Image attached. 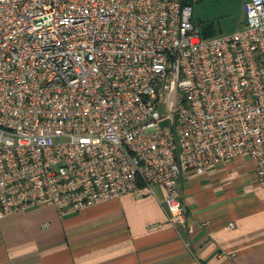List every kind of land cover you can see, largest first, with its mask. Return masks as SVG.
<instances>
[{
	"label": "built area",
	"instance_id": "1",
	"mask_svg": "<svg viewBox=\"0 0 264 264\" xmlns=\"http://www.w3.org/2000/svg\"><path fill=\"white\" fill-rule=\"evenodd\" d=\"M244 12L206 37L185 0H0V218L159 186L190 235L185 173L248 155L264 186V0Z\"/></svg>",
	"mask_w": 264,
	"mask_h": 264
},
{
	"label": "crops",
	"instance_id": "2",
	"mask_svg": "<svg viewBox=\"0 0 264 264\" xmlns=\"http://www.w3.org/2000/svg\"><path fill=\"white\" fill-rule=\"evenodd\" d=\"M246 1L238 2L243 14ZM154 191L64 216L48 205L3 216L0 264H264V186L248 155L184 174L190 235L168 220L162 190Z\"/></svg>",
	"mask_w": 264,
	"mask_h": 264
},
{
	"label": "rangeland",
	"instance_id": "3",
	"mask_svg": "<svg viewBox=\"0 0 264 264\" xmlns=\"http://www.w3.org/2000/svg\"><path fill=\"white\" fill-rule=\"evenodd\" d=\"M238 2L239 0H190L193 21L206 37L233 32L246 19Z\"/></svg>",
	"mask_w": 264,
	"mask_h": 264
},
{
	"label": "trees",
	"instance_id": "4",
	"mask_svg": "<svg viewBox=\"0 0 264 264\" xmlns=\"http://www.w3.org/2000/svg\"><path fill=\"white\" fill-rule=\"evenodd\" d=\"M186 2H190V0H185ZM205 36V35H204Z\"/></svg>",
	"mask_w": 264,
	"mask_h": 264
}]
</instances>
